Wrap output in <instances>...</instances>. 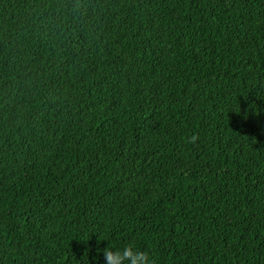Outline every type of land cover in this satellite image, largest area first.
I'll return each instance as SVG.
<instances>
[{"label": "trees", "instance_id": "16d2710c", "mask_svg": "<svg viewBox=\"0 0 264 264\" xmlns=\"http://www.w3.org/2000/svg\"><path fill=\"white\" fill-rule=\"evenodd\" d=\"M128 243L264 264V0H0V264Z\"/></svg>", "mask_w": 264, "mask_h": 264}, {"label": "clouds", "instance_id": "9594fccd", "mask_svg": "<svg viewBox=\"0 0 264 264\" xmlns=\"http://www.w3.org/2000/svg\"><path fill=\"white\" fill-rule=\"evenodd\" d=\"M194 141L196 136H192ZM105 264H156L155 259L149 253L133 243L123 247H109L102 250Z\"/></svg>", "mask_w": 264, "mask_h": 264}]
</instances>
